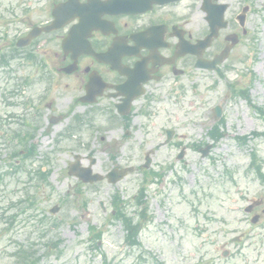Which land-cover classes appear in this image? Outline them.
<instances>
[{
	"label": "rangeland",
	"instance_id": "rangeland-1",
	"mask_svg": "<svg viewBox=\"0 0 264 264\" xmlns=\"http://www.w3.org/2000/svg\"><path fill=\"white\" fill-rule=\"evenodd\" d=\"M258 1L260 7L263 5V25L259 34L258 60L253 71L256 79L253 81L251 78L250 85L259 103L264 105V0ZM20 66L19 62L13 61L9 69L0 70V228L5 224L3 215H18L12 231L0 237V264H13L11 256L15 245H34L39 264H101V255L110 264H138L136 259L141 254L146 257L145 264H151L150 257H157L168 264H192L199 258L217 260L216 264H243L244 258L264 264V240L258 238H264L263 228L248 232L251 239L243 243L242 247H246L241 257L227 261L216 253L218 243L224 239L210 234L221 226L229 237L250 231L249 220L242 210L252 199L264 201V183L249 171L250 147L238 148L233 139L234 134L243 129L250 131L246 121L253 115L252 111L246 105L241 112L240 109L230 110L231 107L228 108L224 102L226 89L222 84L214 89H201L198 100L182 105L184 109L179 118L181 130L186 135L185 145L197 142L213 144L214 148L208 154L210 158L208 155L203 158L198 151L188 147L182 160H177L179 152L170 148L149 153L155 161L154 170L163 172L165 166L169 168L165 169L161 183L147 187L145 194L151 219L138 236L140 249L130 251L123 244L125 232L121 223L110 219V199L115 192L124 200L133 197L139 189L141 172L135 171L116 185L109 186L104 182L83 187L67 175L66 168L75 154L82 155L83 159L90 155L93 157L92 170L104 173L116 164L141 165L147 152L133 147L131 152L123 148L119 151L122 153L116 154L111 144L120 134L107 128L104 116L98 117V124L103 128L101 132L93 133L89 129L86 133L83 130L75 135L73 143L61 139L60 135L68 125L67 118H61L55 124L49 123V118L61 116L68 105V93L63 87L58 92H49L42 102V109L45 102H52V109H45V114L37 121L22 103L28 98L33 102L35 94L44 86L38 84L26 88L21 84L22 80L28 79L25 75L32 73ZM244 81L249 83L246 78ZM215 104H220L224 114L226 112L222 127L225 135L216 143L207 135L211 126V108ZM162 107L173 115L172 106ZM230 111L240 113L232 116ZM164 119L160 114L148 123L154 136L157 128L164 125ZM27 121L28 126H24ZM259 127L264 132V123ZM3 132L10 136L17 132H30L32 135L31 143L36 146V153L25 161L21 170L11 167L14 162L19 165V158L10 159V154L21 150L24 143L7 142ZM153 135L142 130L137 133L135 126L129 142L136 145L143 139L152 142ZM251 147L258 150V156L264 161V139L258 138ZM82 162L88 164L86 160ZM41 171L49 172L46 183L40 182L36 174ZM26 199L34 206L20 212L27 205ZM81 200L86 201L84 208ZM54 205H59L60 211L51 216L49 210ZM132 206L135 207L133 203L128 206L129 216L133 212ZM263 208L264 204L258 210ZM40 219H45L43 224L39 223ZM262 219L263 222L264 216ZM90 226L100 232L105 231L99 241L95 240L96 244L100 242L97 248L92 247L95 242L89 239ZM256 249L259 252L257 258Z\"/></svg>",
	"mask_w": 264,
	"mask_h": 264
},
{
	"label": "flooded vegetation",
	"instance_id": "flooded-vegetation-1",
	"mask_svg": "<svg viewBox=\"0 0 264 264\" xmlns=\"http://www.w3.org/2000/svg\"><path fill=\"white\" fill-rule=\"evenodd\" d=\"M255 7L250 0H0V30L16 40L39 30L18 51L30 68L64 81L70 104L85 96L96 104L84 109L105 103L128 136L134 114L150 117L155 106L182 104L206 87L209 72L196 63L218 56L229 38L236 44L213 74L255 62L247 56L262 22Z\"/></svg>",
	"mask_w": 264,
	"mask_h": 264
}]
</instances>
